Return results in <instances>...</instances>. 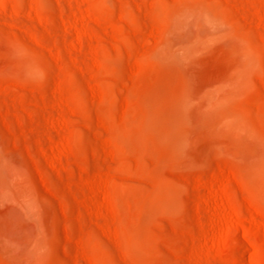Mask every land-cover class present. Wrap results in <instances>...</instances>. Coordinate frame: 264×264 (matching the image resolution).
<instances>
[{
	"label": "rangeland",
	"instance_id": "obj_1",
	"mask_svg": "<svg viewBox=\"0 0 264 264\" xmlns=\"http://www.w3.org/2000/svg\"><path fill=\"white\" fill-rule=\"evenodd\" d=\"M0 264H264V0H0Z\"/></svg>",
	"mask_w": 264,
	"mask_h": 264
}]
</instances>
